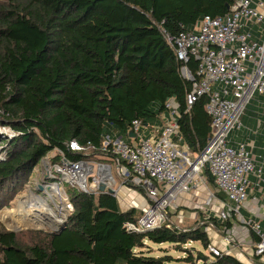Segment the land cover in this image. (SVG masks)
I'll list each match as a JSON object with an SVG mask.
<instances>
[{"label": "trees", "instance_id": "trees-1", "mask_svg": "<svg viewBox=\"0 0 264 264\" xmlns=\"http://www.w3.org/2000/svg\"><path fill=\"white\" fill-rule=\"evenodd\" d=\"M234 1L2 0L0 127L12 133L0 134V208L53 151L71 161L113 165V140L131 142L134 120L145 127L161 126L160 114L169 101L177 107L181 144L200 154L211 128L206 97L188 106L192 81L182 74L186 67L194 76L197 63L178 59L166 37L193 30L206 15L228 14ZM259 117L264 118V104L255 116V139ZM71 141L84 150L71 151ZM58 159V154L52 158ZM120 164L129 174L124 184L148 200L142 183L133 182L130 167ZM203 173L215 187L207 168ZM65 189L74 208L66 228L29 232L30 239L24 241L0 229V264H244L228 254L203 252L211 244L205 228L212 224L224 235L233 225L230 218L220 221L209 214L189 227L168 219L134 231L126 224L136 221L141 211H123L112 193H87L69 185ZM215 196L227 201L220 192ZM188 242L201 248L186 247ZM163 244L182 255L174 258L164 248L156 255L153 245Z\"/></svg>", "mask_w": 264, "mask_h": 264}, {"label": "built area", "instance_id": "built-area-1", "mask_svg": "<svg viewBox=\"0 0 264 264\" xmlns=\"http://www.w3.org/2000/svg\"><path fill=\"white\" fill-rule=\"evenodd\" d=\"M166 40L174 46L178 59L187 61L193 58L197 63L194 76L186 67L182 68L184 77L192 81L186 104L191 106L200 97H206L210 134L200 154L189 152L181 144L176 122L177 107L169 101L165 107L170 117L162 127H150V134L145 135V126L134 120L130 132L135 141L113 140L111 152L117 170H122V174L123 169L127 171L120 164L126 162L133 182L142 183L148 199L147 207L140 210L137 220L126 224L127 229L134 231L152 229L167 221L166 208L170 206V200L189 191L204 167L213 178L216 191L231 203H222L221 210L216 213L220 221L231 215L241 217L239 211L247 199L249 175L253 173L262 177L261 169L255 170L254 144L248 141L231 144L229 134L241 130V117L249 104H257L259 108L264 104L259 98L264 97V0H235L228 14L206 15L193 30L182 31L175 37L167 36ZM108 143L106 138L105 145ZM68 148L74 152L84 150L76 141H71ZM57 154V162L48 155L40 161L48 160L45 170L50 172L48 167H51L55 173L52 176L55 181L40 186L45 200L50 198L53 201V195L63 194V203L68 210L65 212L70 215L74 208L64 186L97 193L101 180L92 166L106 163L71 161L61 152ZM105 171L103 169L102 175L106 174ZM110 184L111 181L107 186ZM116 194L115 191L113 195ZM241 220L246 222L242 217ZM246 224L258 237L254 254L263 255L264 230L251 221ZM208 250L215 255L220 253L211 245Z\"/></svg>", "mask_w": 264, "mask_h": 264}, {"label": "rangeland", "instance_id": "rangeland-1", "mask_svg": "<svg viewBox=\"0 0 264 264\" xmlns=\"http://www.w3.org/2000/svg\"><path fill=\"white\" fill-rule=\"evenodd\" d=\"M1 1L2 0H0V2ZM259 110L260 108H259V105L257 104L251 103L247 106V108L245 109V113L243 114V118L241 119L242 125H243L241 130H234V131H231V133L229 134V139L231 141V144H234V142L240 141L241 138L246 137V135L248 134L254 135L253 131L255 129H258L254 119H256L255 116L258 115ZM258 120L262 122V117H259ZM10 133H12V131L8 127H2V126L0 127L1 135H6ZM55 155H57L56 151H53L50 154H48L49 157H53ZM47 162L48 160H46L44 163L40 162L34 168L33 172L30 174L27 180L22 183L23 185L21 186V189L15 194L14 198L8 203V205L0 208V229L15 232L23 241L26 239L27 240L30 239L29 232L41 231V232L50 233V231L52 230V227L55 226L54 224H56V222L58 223V221L53 220L54 222L52 225L50 218L53 214L50 213L51 210L55 212L57 218L61 219L59 222H62V220L65 221V217L67 218L69 216L67 212L55 206L56 204L63 203V201L61 200V196L53 195V197L55 198V199L53 198L54 199L53 201L50 198H48V200L47 199L43 200L42 199L43 195L45 196V194L43 193V190L41 191L37 190L38 185H44V183L46 182L50 183V182L55 181L54 177H52L55 173H53L54 171L51 169V167H48L50 172H47L45 170L44 165ZM115 166H116L115 164L111 165V172L114 178V184L113 185L111 184L112 185L111 187H113L114 190H117L119 186L124 185L122 184V182L126 181L125 179L129 176V174L124 169H123V174H122V170L121 171L117 170ZM204 175L205 173H203V170H202V173H200L196 178V183L201 188L203 195H204V200L203 198L201 199L203 204L200 203V206L202 207V209L192 207L193 206L192 203L188 201L189 198L191 199V197L184 199V196L179 195L176 198L170 200V206L166 208V212H167L168 219L174 225L181 226V227L193 226L201 218L199 217L198 214L192 217L190 213L200 212L201 215L206 218L208 214L219 213V211L221 210L222 204L220 202L213 203V200H212L213 197L212 199H210L211 195L215 193L216 190L213 185H210L209 183H207L206 181L207 179L206 180L204 179L205 178ZM131 189L134 190L132 192L133 195L139 198L142 197L141 193L136 191L134 188H131ZM64 190H66L65 186H64ZM36 193L40 195L41 197L40 199L36 198V196L34 195ZM185 205H188L190 207H187ZM37 206H40L41 208H37L35 210V207ZM16 210H18L19 213H22V212L26 213V215L28 216L27 218L29 219H24V220H26L25 222L29 223L28 225L23 226L15 222V219H16L15 211ZM204 217H202L201 220H203ZM30 219H33L34 221L31 223ZM200 223L201 222L199 221V224ZM57 225L59 226L60 224H57ZM205 229L208 235L210 236V238H212L213 235H215L216 229L213 227L212 224L211 225L209 224ZM192 245H195L198 249L201 248L198 243H192V242L186 243L185 246L190 247ZM161 248H164L162 250H164V252L167 251L174 258H178L182 255L181 253L171 249L170 245L168 244H163ZM203 252L204 254L209 255L208 250H203ZM161 253L162 251H160V248L159 249L156 248L155 254L159 255ZM171 264H184V263L174 261V262H171Z\"/></svg>", "mask_w": 264, "mask_h": 264}, {"label": "crops", "instance_id": "crops-1", "mask_svg": "<svg viewBox=\"0 0 264 264\" xmlns=\"http://www.w3.org/2000/svg\"><path fill=\"white\" fill-rule=\"evenodd\" d=\"M169 117L170 116L168 111L165 110L160 114L161 126H153V127L156 128L162 127L163 124H165L169 120ZM260 123L261 126L259 128L257 139L253 138L249 134L247 140L246 137L240 139V141H244L242 139H245V141L254 144L253 158H254L255 170L258 171L259 169H261L262 177H259L257 174H253V173L249 175L250 185L247 188V199L241 205L239 213L242 219H244V221L246 222L251 221L252 223L259 224L260 228L264 230V136H262V134H264V118H262V122ZM144 134L145 135L150 134V127L144 128ZM117 138L119 137H116L115 139ZM131 138H132L131 142L136 140L134 136H131ZM108 165H110L111 167V164ZM115 168L117 169L116 166ZM98 177L101 180V184H105V185L109 184L110 178L106 174L99 175ZM204 179L206 180V177ZM122 184H124V182H122ZM115 191L117 193L116 197L118 201H120L119 202L120 208L123 211L130 208H135L140 211L142 208H145L148 205V200H146L143 196L139 198L133 195L132 192L134 190L129 187H126L125 184L119 186ZM179 195L184 196V199L191 197V199L189 198L188 201L192 203L193 205L192 207L202 209L200 203H202L201 200L202 198L204 200V195L201 188L198 186L196 182L191 186L189 191L181 193ZM210 199L213 200V203L220 202L221 204L227 203L228 205H231V203L228 200L222 201L218 199L215 196V193L211 195ZM185 206L190 207L188 205ZM190 214L193 217L196 216L197 213L193 212ZM210 214L216 216V213H210ZM199 217L202 218L204 216L200 214ZM241 217L239 216L238 219L236 217L234 218V216L231 215L229 218L233 221L232 227L226 232H224V235L220 234L217 230H215V235H213L212 238H210L209 236L211 241L210 245L212 247H215L217 250H219L220 253L231 255L244 264H264V254L261 255V257L258 259L259 263L254 262L255 256L257 255L254 254L253 249L255 247V243L257 242V239L251 228L247 226L246 222H243L241 220ZM161 246L162 245H153L154 249L161 248Z\"/></svg>", "mask_w": 264, "mask_h": 264}, {"label": "water", "instance_id": "water-1", "mask_svg": "<svg viewBox=\"0 0 264 264\" xmlns=\"http://www.w3.org/2000/svg\"><path fill=\"white\" fill-rule=\"evenodd\" d=\"M129 133H131V132H129ZM119 139H120V137H119ZM102 167H105V168H102ZM92 168H93L94 173L96 175H102L103 169L106 170L105 171L106 175L112 180L111 184L112 185L114 184V178L112 176V172H111L110 165H108V164H106V165L100 164V165H97L95 167L92 166ZM111 184L109 186H107L105 184H101L99 186L98 190L99 191H106V192H109V193L114 194L115 190H114L113 187H111L112 186ZM37 190L41 191L42 190V187L40 185H38V189ZM34 195L36 196V198H39V199L41 198L38 193H36ZM66 220H67V218H65V221L62 220V222H58V223L54 224L55 226L52 227V230L50 232L51 233H54V232H61V231H63L64 228H66V225H67V221ZM57 224H60V225L62 224V225L61 226L60 225L58 226Z\"/></svg>", "mask_w": 264, "mask_h": 264}, {"label": "bare ground", "instance_id": "bare-ground-1", "mask_svg": "<svg viewBox=\"0 0 264 264\" xmlns=\"http://www.w3.org/2000/svg\"><path fill=\"white\" fill-rule=\"evenodd\" d=\"M110 181H112L111 179H110ZM56 188H55V186H53V190H55ZM43 200H45L44 198H42ZM61 200L63 201V200H65L64 199V195L63 194H61ZM44 202V201H43ZM48 206V205H47ZM57 208H61V210H63V211H68L67 210V208H66V206H65V204L63 203H61V204H56L55 205ZM37 208H41L40 206H37V207H35V210L37 209ZM43 208V207H42ZM49 211H50V209H49ZM6 212V211H5ZM8 212V211H7ZM16 212V219H15V222L16 223H18V224H21V225H28L29 223L28 222H25L26 220H24V219H29V218H27L28 216L26 215V213H19V211L18 210H16L15 211ZM50 213H52L53 215L51 216V223H52V225H53V222L54 221H60L61 219H59V218H57V216H56V214H55V212H53L52 210H51V212ZM7 214V213H6ZM25 215H26V217H25ZM55 215V216H54ZM4 218V217H3ZM54 220V221H53ZM34 220L33 219H30V222L32 223ZM30 223V224H31ZM57 223V222H56Z\"/></svg>", "mask_w": 264, "mask_h": 264}]
</instances>
